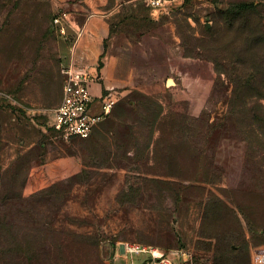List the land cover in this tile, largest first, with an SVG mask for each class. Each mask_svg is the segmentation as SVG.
<instances>
[{"label":"rangeland","instance_id":"1","mask_svg":"<svg viewBox=\"0 0 264 264\" xmlns=\"http://www.w3.org/2000/svg\"><path fill=\"white\" fill-rule=\"evenodd\" d=\"M238 1L168 0L156 12L146 0H0V264H113L119 241L183 248L181 264H252L264 244V144L250 123L226 119L205 139L195 120L225 121L229 80L200 46L215 44L207 27ZM63 12L80 25L104 16L148 70L137 121L116 141L51 129L62 69L78 65L50 28Z\"/></svg>","mask_w":264,"mask_h":264},{"label":"trees","instance_id":"2","mask_svg":"<svg viewBox=\"0 0 264 264\" xmlns=\"http://www.w3.org/2000/svg\"><path fill=\"white\" fill-rule=\"evenodd\" d=\"M131 16L130 14L129 19ZM54 18L55 16L50 28L52 27L55 31ZM215 18L214 25L206 26L208 28L206 34L215 41V44L213 46L201 45L200 47H203L205 52L213 53L212 59L216 69L227 75L231 93L225 121L222 122L221 118V121L210 122V118L203 111L195 118L196 122L200 123L197 126L199 133L205 139L209 138L214 132L217 133L218 130L224 128V125L227 126L226 119H231L235 125L244 122L252 124L264 144V3L254 0L234 2L226 10L221 9ZM113 33L118 32H113L111 28V34ZM66 39L71 43L69 35ZM244 65H248L246 72L240 68ZM190 126L191 124L188 123L181 132H190ZM51 129L58 133L54 126H51ZM179 131L180 129L177 127L176 132ZM259 150L264 152V145ZM263 154H259V157L263 158ZM261 161L262 159L260 164L264 168ZM219 201L225 207L224 200L219 199ZM248 218L250 219L249 216ZM222 233L220 231L215 235L219 239V243L230 236L228 230L225 231L224 236ZM220 248L218 245V252ZM216 263L218 264V260Z\"/></svg>","mask_w":264,"mask_h":264},{"label":"crops","instance_id":"3","mask_svg":"<svg viewBox=\"0 0 264 264\" xmlns=\"http://www.w3.org/2000/svg\"><path fill=\"white\" fill-rule=\"evenodd\" d=\"M69 22L72 35L76 39L64 48L67 59L69 62L75 61L78 65L88 67L92 73L100 77L91 85L95 96L92 110L94 112L100 110L99 96L108 86H115L118 93L116 105L105 119L95 125L90 138L87 137L88 142L99 145L100 142L111 139L116 141L118 138L116 134L122 127L137 121L134 106L135 89L138 87L139 73L145 74L148 70L146 66L141 68L138 66L136 47H132L128 35L122 32L111 34V23L101 14H91L83 25L74 23L73 19ZM80 166L77 168L80 169ZM69 167L68 173L76 171L75 164Z\"/></svg>","mask_w":264,"mask_h":264},{"label":"built area","instance_id":"4","mask_svg":"<svg viewBox=\"0 0 264 264\" xmlns=\"http://www.w3.org/2000/svg\"><path fill=\"white\" fill-rule=\"evenodd\" d=\"M153 11L158 12L168 0H146ZM67 22L69 14L60 13L54 20V26L65 38L68 37ZM63 94L54 109L52 126L66 140L72 137H89L97 123L109 115L117 103L118 93L115 86H108L99 96L100 110H92L94 94L91 85L99 76L88 67L70 63L63 67ZM113 264H181L189 261L188 251L183 248H164L162 246L136 242L119 241L113 252ZM252 264H264V244L252 251Z\"/></svg>","mask_w":264,"mask_h":264},{"label":"water","instance_id":"5","mask_svg":"<svg viewBox=\"0 0 264 264\" xmlns=\"http://www.w3.org/2000/svg\"><path fill=\"white\" fill-rule=\"evenodd\" d=\"M169 81L171 82L172 80L170 79Z\"/></svg>","mask_w":264,"mask_h":264}]
</instances>
